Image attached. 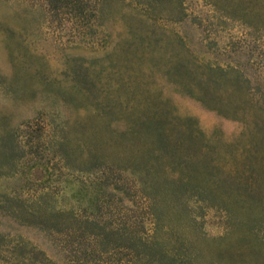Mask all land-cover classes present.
I'll return each mask as SVG.
<instances>
[{
	"label": "rangeland",
	"instance_id": "obj_1",
	"mask_svg": "<svg viewBox=\"0 0 264 264\" xmlns=\"http://www.w3.org/2000/svg\"><path fill=\"white\" fill-rule=\"evenodd\" d=\"M72 1L0 0V240L63 261L23 207L147 227L146 174L183 188L167 248L264 264V0Z\"/></svg>",
	"mask_w": 264,
	"mask_h": 264
},
{
	"label": "trees",
	"instance_id": "obj_2",
	"mask_svg": "<svg viewBox=\"0 0 264 264\" xmlns=\"http://www.w3.org/2000/svg\"><path fill=\"white\" fill-rule=\"evenodd\" d=\"M72 2L75 4V9L81 11L80 0ZM152 128V130H148V133L153 136L154 142H159L162 144L160 147H163L165 143L161 136L164 134L163 127L157 125ZM145 176L148 178L146 174ZM146 178L143 180L141 177L140 194L145 202L143 214L149 218L150 224L147 227L134 222L104 223L98 218L100 216H90L89 213L71 209L69 216L59 217V214L47 215L42 211L23 207L22 219L27 218L26 220L34 222L35 217L39 218L37 222L39 228L54 236L56 245L64 254L63 261L58 264H196L195 258L189 253L191 251H188L187 247L179 245L178 238H170L167 229L165 233L168 232V240L173 242L172 247L167 248L166 236L163 239L158 238L160 224L164 221L162 219H167L169 209L176 206L172 196L173 192H181L183 188L172 185L171 181L165 180L158 183L153 178L149 177L150 181ZM0 206H6L2 199H0ZM15 207H11L13 215L14 213L21 215L19 214L20 208ZM60 211L62 212V210ZM21 237L18 235L9 241L0 240V251L10 253L9 264L55 263L54 261V263H48L49 259L46 256L45 259H39L35 257L36 255L29 254L35 250V246H32L31 249L28 247L27 241ZM26 248L29 251L28 254L24 253ZM36 251L42 252L40 249ZM0 264L4 263L0 262Z\"/></svg>",
	"mask_w": 264,
	"mask_h": 264
}]
</instances>
